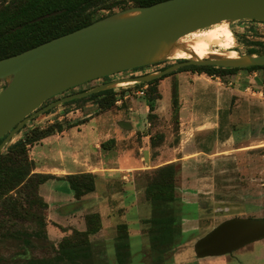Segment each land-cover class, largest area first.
I'll return each mask as SVG.
<instances>
[{
  "label": "rangeland",
  "instance_id": "obj_1",
  "mask_svg": "<svg viewBox=\"0 0 264 264\" xmlns=\"http://www.w3.org/2000/svg\"><path fill=\"white\" fill-rule=\"evenodd\" d=\"M106 12L105 9H99L96 14ZM220 25L225 27V30L221 32L220 42L209 44L207 52L229 54L234 50L237 53H244L249 49L264 50V22L258 21L240 20L230 25L222 22L191 32L183 39L187 40L195 35L203 34ZM257 40L261 43H256ZM176 61L173 57L159 64L125 70L88 81L60 94L67 95L85 90L105 82L103 80L155 72ZM174 84L178 92L177 115L173 114L171 98ZM138 88L136 85L118 86L115 90L120 101L115 102L109 110L100 111L97 104L91 100L54 106L49 109L48 113H42L25 124L14 140L36 125L46 126L56 120L79 122L86 118V121L79 124L84 123L92 128L98 125L103 126L104 134L96 139L97 132L88 131L89 127H86L85 141L88 140L91 143L96 141L101 144L110 138L107 133L112 124L114 126L113 114L122 112L123 118H128L130 117L128 112L135 109L143 110L144 119L140 120L141 123L143 122L142 127L130 138L129 147H135L134 152L140 154L136 144H141L142 134L161 133L163 140L158 147H150V159L146 161L149 166L141 171L132 172L143 186L145 179L142 174L139 178L138 172L152 170L168 162H175L178 169L176 195L184 206L193 210L191 215L195 217L181 219L183 240L176 248L178 251L194 256V241L227 218L263 217L264 71L239 70L224 76H211L191 70L174 72L157 83L161 98L156 102L154 112L157 118L153 125L146 118L145 99L142 95L134 93ZM144 105H146L145 110ZM129 108L132 109L129 110ZM59 116H61L60 119H58ZM94 119L97 121H93ZM43 148L45 149L46 146ZM142 186L135 195L129 183L123 182L122 184L121 181L120 190L123 189L126 192L110 195L108 198H90L82 205L86 212L99 211L102 214V228L90 235L93 255L111 262L115 253L116 227L121 223L127 224L128 243L132 254L141 245L147 243V238L143 235L146 230L143 220L151 216L152 207L144 197ZM99 190L98 186L97 191ZM41 192L43 193V189ZM44 214L48 219L46 209ZM83 222L84 220L74 221L71 227L79 229L83 225L85 228ZM19 225L26 228L28 232L34 227V224L29 221H23ZM46 234L47 240L53 244L61 238L56 226H50ZM38 241L37 245L31 248V254L49 255L50 252L42 245L43 241L40 239ZM11 245L13 243L10 247ZM12 251V248L3 249L2 253L10 255ZM237 251L257 253L258 256H261V251H263L264 257V239L253 241ZM212 260L213 264H223L221 257ZM131 264H138L135 257Z\"/></svg>",
  "mask_w": 264,
  "mask_h": 264
},
{
  "label": "water",
  "instance_id": "obj_2",
  "mask_svg": "<svg viewBox=\"0 0 264 264\" xmlns=\"http://www.w3.org/2000/svg\"><path fill=\"white\" fill-rule=\"evenodd\" d=\"M264 22V0H161L116 10L89 24L0 58V153L34 117L92 93L136 85L187 65H264V50L235 56L209 51L199 57L183 39L214 24ZM258 41V40H257ZM185 51L189 57H179ZM176 62L155 72L117 77L85 90L47 99L80 84L125 70ZM129 127L128 122L122 124ZM264 237V218L231 217L194 242L198 256L220 255Z\"/></svg>",
  "mask_w": 264,
  "mask_h": 264
},
{
  "label": "trees",
  "instance_id": "obj_3",
  "mask_svg": "<svg viewBox=\"0 0 264 264\" xmlns=\"http://www.w3.org/2000/svg\"><path fill=\"white\" fill-rule=\"evenodd\" d=\"M161 0H1L0 1V58L6 57L58 35L70 32L89 24L115 11L134 5H149ZM99 9L107 12L96 14ZM256 43H261L256 41ZM261 50L249 49L248 52ZM162 63V62H159ZM155 63V64H159ZM144 67V66H143ZM141 67L133 68L138 69ZM164 68V67H163ZM181 70H191L208 75L235 73L239 70L264 71V65L248 67H221L214 65H187L148 82L144 95L147 105L146 118L155 124L157 115L155 106L161 94L157 83L160 79ZM178 92L176 84L171 94L173 114L178 112ZM91 100L100 111L111 109L118 100L113 88L92 93L88 96L64 102L62 105ZM48 110L45 113H48ZM67 122L56 120L46 126H33L27 129L14 143L0 153V264H101L93 255L90 235L102 227L101 215L97 211L83 216L85 228L78 229L57 225L65 234L56 242L47 240V219L44 214L48 204L39 193V186L49 179L60 178L68 182L76 200L95 190L96 174L93 172L67 173L58 177L52 173L35 172V164L29 157V149L42 138L61 132L65 128L86 121ZM163 140L161 133L149 135V146L156 148ZM1 141V139H0ZM110 145V147H107ZM115 145V139L109 138L100 147L108 149ZM107 147V148H106ZM175 162L159 165L152 170L141 172L145 179L143 193L150 202L152 214L143 220L145 234L154 249L163 250L179 242L181 218L184 204L176 195ZM264 218V210H263ZM29 221L34 227L28 232L19 223ZM115 253L123 263L121 253H129L127 224L117 225ZM34 238V240H33ZM43 241L49 255L35 256L31 248ZM10 247V244H12ZM13 246V247H12ZM12 248V254L4 255L3 249Z\"/></svg>",
  "mask_w": 264,
  "mask_h": 264
},
{
  "label": "crops",
  "instance_id": "obj_4",
  "mask_svg": "<svg viewBox=\"0 0 264 264\" xmlns=\"http://www.w3.org/2000/svg\"><path fill=\"white\" fill-rule=\"evenodd\" d=\"M145 106H143L144 110L146 109ZM131 109L129 108V110ZM128 113V116H130L128 118H123L122 112L112 115L115 119L113 122L114 126L112 124L107 135L115 139V145L110 149L102 150L100 143H96V141L91 143L87 140L86 142V127H89L88 131L97 132L96 139L101 137V134H104V129L103 126L98 125L96 128H92L84 123L65 128L61 132L44 137L30 147L29 157L35 164L33 170L35 172L52 173L58 177L76 172H93L96 174L95 190L84 195L79 200L74 198L68 182L64 179H49L39 186V193L48 204L47 231H49L50 226H56L60 237H62L65 231H62L53 222L63 227H71L72 222L83 221V216L88 212L83 210L82 205L90 198L102 199L108 198L110 195L126 192L123 189L120 190L121 181L122 184L123 182L129 183L133 194L136 195L140 191L142 185L138 179L136 180L137 176L132 171H141L149 166L146 162L150 159L149 135L142 134L141 144H136L140 154L134 152L135 147H129L130 138L142 127L143 122L141 123L140 120L144 119V111L135 109ZM60 118L61 116L58 117V119ZM93 121H97V119ZM124 122H128L130 126L123 127L122 124ZM124 141L126 142L124 143ZM44 146H46L45 149L43 148ZM138 175L141 178V172H138ZM98 186L100 188L99 192L97 191ZM42 189L43 193L41 192ZM100 215L102 219V214L100 213ZM79 229H84L83 225Z\"/></svg>",
  "mask_w": 264,
  "mask_h": 264
},
{
  "label": "flooded vegetation",
  "instance_id": "obj_5",
  "mask_svg": "<svg viewBox=\"0 0 264 264\" xmlns=\"http://www.w3.org/2000/svg\"><path fill=\"white\" fill-rule=\"evenodd\" d=\"M103 81H106V80H103ZM64 95L66 94L55 95L47 99L43 104H47L48 102L53 101ZM192 211L193 210L187 208V206H184V210H182L181 218L179 221V227H180L179 239L180 240L177 244L172 245L170 248L163 249V250L154 249L148 240L147 234L143 233V235L147 238V243L145 245H141L138 250L133 252L134 254H132L130 247H129L128 255H126V253L124 252L121 253L122 260L127 259L123 263L118 261L116 257V253H114V256L111 259L110 263L108 262V260L104 259L103 257H99V256H94V257L97 260H99L101 264H131L133 262V257H135V261H137L138 264H213L214 261L212 259L216 257H221L223 264H263V259H264L262 255L263 251H261V256H258L257 253H251V252L241 253L237 251L239 249L238 248L233 251L220 254V255L198 256L196 252L194 251V243H193L194 256L186 255V253L178 251L176 248L182 243V240H183L182 238L183 230L181 228V219L190 218V217L195 218L193 215H191ZM236 217H241V216H236ZM256 218H263V217H256ZM260 239H264V237ZM107 258L109 257L107 256Z\"/></svg>",
  "mask_w": 264,
  "mask_h": 264
},
{
  "label": "bare ground",
  "instance_id": "obj_6",
  "mask_svg": "<svg viewBox=\"0 0 264 264\" xmlns=\"http://www.w3.org/2000/svg\"><path fill=\"white\" fill-rule=\"evenodd\" d=\"M224 30H225L224 25H220L216 29H210L204 32L203 34L195 35L185 40V42L196 55H198L199 57H203L208 53L207 49H208L209 44L220 42V35H221V32H223ZM176 55L179 57H189L190 56V54L185 51L177 52ZM228 55L235 56L236 52L231 51L229 52Z\"/></svg>",
  "mask_w": 264,
  "mask_h": 264
},
{
  "label": "built area",
  "instance_id": "obj_7",
  "mask_svg": "<svg viewBox=\"0 0 264 264\" xmlns=\"http://www.w3.org/2000/svg\"><path fill=\"white\" fill-rule=\"evenodd\" d=\"M145 90H146L145 85H143V86L139 87L134 93H136L137 95L143 96L145 93ZM119 101H120V99H118L116 102L118 103Z\"/></svg>",
  "mask_w": 264,
  "mask_h": 264
}]
</instances>
